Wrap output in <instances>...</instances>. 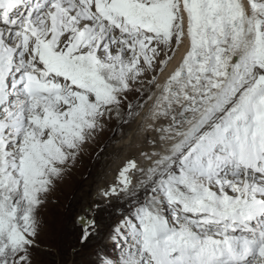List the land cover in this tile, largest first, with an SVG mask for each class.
<instances>
[{
	"label": "snow or ice",
	"instance_id": "snow-or-ice-1",
	"mask_svg": "<svg viewBox=\"0 0 264 264\" xmlns=\"http://www.w3.org/2000/svg\"><path fill=\"white\" fill-rule=\"evenodd\" d=\"M145 82L170 123L102 190L133 199L100 264H264V0H0V264H32L40 206Z\"/></svg>",
	"mask_w": 264,
	"mask_h": 264
},
{
	"label": "rangeland",
	"instance_id": "rangeland-1",
	"mask_svg": "<svg viewBox=\"0 0 264 264\" xmlns=\"http://www.w3.org/2000/svg\"><path fill=\"white\" fill-rule=\"evenodd\" d=\"M163 71H159L157 81ZM142 91V96L140 92L128 96L129 101H138L133 110L139 115L127 123V128L112 131L106 126L86 143L75 162H69L62 178L40 206L38 216L41 227L37 237L38 247L32 252V264H100L101 257L118 255L119 248L114 245L119 242V238L114 241L110 233L131 210L133 198L111 197L101 201L96 196L107 181L106 173L110 166L118 160L123 150L119 142L121 139L129 141L132 137L144 106L151 101L148 97L155 93V86L145 82ZM122 111H129L127 102L122 105ZM118 145L121 150H118ZM107 186H112V182ZM139 195L142 199L143 190H139ZM82 213L86 217L91 216L99 225L98 234L85 244L80 243L84 228L75 220ZM166 214H170L167 209Z\"/></svg>",
	"mask_w": 264,
	"mask_h": 264
},
{
	"label": "bare ground",
	"instance_id": "bare-ground-1",
	"mask_svg": "<svg viewBox=\"0 0 264 264\" xmlns=\"http://www.w3.org/2000/svg\"><path fill=\"white\" fill-rule=\"evenodd\" d=\"M187 47H188V42H187V40H185V42L183 44H181V46L177 50L176 55L172 57V59L170 60V62L166 66L167 68H164L165 70L159 76L158 81H157L159 84L163 85V83L167 79V77L179 65V63L182 60V57L184 56V54L187 51ZM159 71L160 70H157L154 74H147L146 80L151 79L152 75H155V77H157L159 75ZM159 91H160V89L155 87V91H154L155 93H154V95L152 94V96H154V97L150 101V103H148V104H146V106H144V108H143L144 112H142L141 113L142 116H140L141 120L139 119L140 123L138 122V124L134 127L135 132L133 133V135L130 139L128 138L129 141L128 140L125 141L124 139H121L122 141L119 142V144L121 143V145H122L121 148L123 150H122L118 160H116L110 166V169L106 173L107 181L103 184V186H101L100 191H98L97 196H96L97 199H99L101 201L111 199V197H109V198L104 197L102 195V190L108 189L109 186H107V184H109L111 182H112V185L118 184V181H117L118 174L129 159L134 157L139 165L146 168L151 164V161L145 160L144 157L141 155V152H152L153 150H157V151L160 150L157 146L148 142L149 139L158 141L159 135H160L159 133L155 132L153 129L148 128V125L154 124L155 126H160V125L167 126L170 123V118L161 117L160 119L155 120V121H153L151 119H146L147 117L150 116V110H151V107L153 105V101L155 99V96L159 94ZM133 111H135V110H133ZM123 113L126 114L125 111ZM105 123H106V126H108L110 129H112V131L122 130V129L127 128V123L120 122L117 119V117L114 116V113H113L112 119L106 120ZM119 149H120V146L118 147V150ZM130 175H132L133 184H135L137 179L140 178L139 173H136V174L130 173ZM84 217H86V214H84ZM89 218L91 219V216ZM86 226L87 225H85L84 227L82 226V227L85 228Z\"/></svg>",
	"mask_w": 264,
	"mask_h": 264
},
{
	"label": "water",
	"instance_id": "water-1",
	"mask_svg": "<svg viewBox=\"0 0 264 264\" xmlns=\"http://www.w3.org/2000/svg\"><path fill=\"white\" fill-rule=\"evenodd\" d=\"M88 208V207H86ZM77 221H82L83 225H86L90 219H85L83 214H80L77 216Z\"/></svg>",
	"mask_w": 264,
	"mask_h": 264
}]
</instances>
